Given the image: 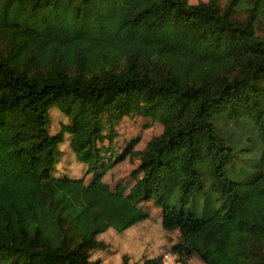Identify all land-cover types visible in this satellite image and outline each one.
Returning a JSON list of instances; mask_svg holds the SVG:
<instances>
[{"label":"trees","instance_id":"16d2710c","mask_svg":"<svg viewBox=\"0 0 264 264\" xmlns=\"http://www.w3.org/2000/svg\"><path fill=\"white\" fill-rule=\"evenodd\" d=\"M263 22L264 0H0V264H100L149 200L180 264H264ZM103 114L162 125L137 192L100 183ZM65 139L81 176L56 172Z\"/></svg>","mask_w":264,"mask_h":264},{"label":"rangeland","instance_id":"374dc122","mask_svg":"<svg viewBox=\"0 0 264 264\" xmlns=\"http://www.w3.org/2000/svg\"><path fill=\"white\" fill-rule=\"evenodd\" d=\"M258 32L264 35V22ZM49 112L51 119L49 131L56 133L59 131L60 125L66 121V117L53 107L49 108ZM161 131L160 123L128 114L116 127L111 129L107 115L103 114L101 118L103 138L99 140V145L104 148L103 152L108 158L99 169L102 175L100 183L110 190H115L116 186H124L125 193L137 192V184L130 173L139 163L138 152ZM127 147L126 157L115 164L113 159ZM59 149L61 154L56 164V172L58 174L65 173L71 177L81 176L83 166L75 160L66 139L59 145ZM92 174H89L86 179L88 183L93 178ZM230 176L233 179L239 178L232 174ZM137 203L143 211L147 212L148 218L123 232L108 229L102 233L99 238L108 245V250L95 252L92 256L93 259H99L100 264H120L123 254H127L130 262L134 264H143L145 258L163 255L166 251H172L175 257H178L177 250L173 249V246L179 242V232L176 230L166 231L161 227L159 209L152 200L137 201ZM184 258L188 264H204L193 252H187Z\"/></svg>","mask_w":264,"mask_h":264},{"label":"built area","instance_id":"2783aa9c","mask_svg":"<svg viewBox=\"0 0 264 264\" xmlns=\"http://www.w3.org/2000/svg\"><path fill=\"white\" fill-rule=\"evenodd\" d=\"M162 264H180L172 251H166L162 255Z\"/></svg>","mask_w":264,"mask_h":264}]
</instances>
